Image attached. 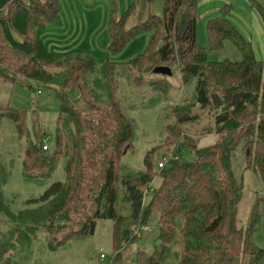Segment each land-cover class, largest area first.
<instances>
[{
    "label": "trees",
    "instance_id": "16d2710c",
    "mask_svg": "<svg viewBox=\"0 0 264 264\" xmlns=\"http://www.w3.org/2000/svg\"><path fill=\"white\" fill-rule=\"evenodd\" d=\"M162 1L159 16L146 13L139 23L126 25L137 2L117 16L116 1L108 0V44L104 61L96 64L84 53H57L44 47L38 31L56 19L57 0H0V79L11 87L51 90L57 101L55 148L43 149L42 132L35 123V139L27 137L23 148L22 177L44 182L63 160V180L52 182L42 195L27 200L35 204L32 208L17 213L2 203L6 176L0 177V210L13 223L14 233L19 231L21 244L44 228L48 250L59 248L92 234L96 220L108 219L113 244L109 264H119L136 230L150 226L156 214L152 250L138 249L134 264L259 263L263 249L253 241L260 216L258 200L245 226H240L243 186L233 160L238 149L242 171L250 169L264 181V62L223 18L207 22L208 45L203 48L196 40L197 0ZM140 31L148 32L144 49L129 60L113 59ZM225 39L238 49L241 60H208L206 51H219ZM157 66L168 67L170 76L174 67L182 81H194L192 105L219 111L212 117L213 130L208 127L202 133L216 135L212 144L198 147L197 137L182 133L163 158V167L153 174L150 154L144 156L143 170L122 162L134 148L129 115L134 107L125 106L126 99L117 89L121 78L152 72ZM56 80L59 85L52 88ZM3 118L12 121L19 134L23 132L24 111L5 103L0 105V122ZM196 119L186 112L175 118V124ZM185 152L192 154L191 160L183 159ZM154 177L159 185L145 203ZM118 203L126 205L124 215ZM10 244L14 245L11 240L0 242Z\"/></svg>",
    "mask_w": 264,
    "mask_h": 264
},
{
    "label": "rangeland",
    "instance_id": "374dc122",
    "mask_svg": "<svg viewBox=\"0 0 264 264\" xmlns=\"http://www.w3.org/2000/svg\"><path fill=\"white\" fill-rule=\"evenodd\" d=\"M138 5L140 6L139 3H136V11L125 22L126 25L141 21ZM162 9V0H151L146 5V12L152 15L159 16ZM92 20L97 21L87 28L84 42L75 53L87 54L96 64H101L105 57L104 49L108 44L105 20L102 17L101 22L100 18L94 15ZM205 32V24L198 20L196 40L200 46L206 49L208 44L205 42L207 38ZM82 35H84L83 29ZM147 36V31H140L113 59L124 61L133 58L143 50ZM222 46L219 51L207 50V59L210 61L241 60L238 49L228 39L222 43ZM10 55L15 57L14 54ZM18 60L21 61L19 58ZM176 70L172 67V76L157 75L153 72H138L135 73L134 77H123L119 81L117 91L119 95L122 91L120 96L125 97V106L134 107V110H130L129 114L134 123V148L130 154L122 159V162L133 170H143L144 156L150 154L153 159L154 174L156 168H160L158 163L169 155L177 140H181L182 133L184 136L191 135L194 138H199L204 130L211 127L212 117L219 111V109H200L197 104L192 105L194 81H182ZM40 91L41 93L37 92L39 94L37 95L36 90L17 86L11 87L0 79V105L7 103L10 107L25 113L24 121L20 123V128L23 131L21 134L16 131L17 126L12 121L3 118L0 122V177L6 176V181L1 188V198L4 206L11 213H17L24 208H32L35 204H28L27 200L42 195L52 182L63 180V160L61 158L51 176L44 182L26 181L22 177L23 148L27 137L32 141L35 139V123L42 132L43 144L48 147V151L51 152L55 148L57 111L53 107L57 102L51 90ZM49 97L51 100H48L43 106V98ZM139 106L141 107L139 108ZM186 112L190 115H196L197 119L190 123L176 125L175 118ZM211 142L212 138L207 137L204 141H198V147ZM182 157L188 161L192 159V154L185 152ZM243 167L242 156L237 149L233 160V170L238 179L242 180L243 186L242 196L238 204V223L242 227L245 226L250 211L255 201L258 200L257 206L260 216L257 230L253 234V240L257 245H261L260 247L264 252V181L250 169L242 171ZM159 181L158 177L153 178L149 185L150 190L144 197L145 203L149 201L151 190L159 185ZM118 207L120 213L124 215L126 205L118 203ZM4 213V210H0V242L11 240L14 245H0V253L5 250V253L0 255V264H109L111 261L113 256L112 222L108 219L96 220L92 234L72 239L59 248L48 250L46 245L49 236L44 228L35 231L30 236V242L23 245L17 239L20 235L19 231L14 233L13 223H10ZM156 218V214H153L150 218V226L136 230V237L133 243L126 245L122 251L119 264H134L138 249L145 252L152 250L155 243L156 229L154 224ZM100 254L104 256L103 259L99 257ZM261 259L264 260V255ZM262 260L261 262L264 264Z\"/></svg>",
    "mask_w": 264,
    "mask_h": 264
},
{
    "label": "crops",
    "instance_id": "0c3cea01",
    "mask_svg": "<svg viewBox=\"0 0 264 264\" xmlns=\"http://www.w3.org/2000/svg\"><path fill=\"white\" fill-rule=\"evenodd\" d=\"M115 1L117 16L126 10L132 2H137L140 4V6L138 5L140 10L139 17L141 20L146 17L147 0ZM57 2L59 4V13L56 19L38 31L44 47L49 51L72 54L79 50L84 42L87 28L97 21L92 20L93 15L99 17L101 22L102 17L104 18L105 30L107 32L106 24L110 12L108 0H57ZM100 3L102 4L100 5ZM253 6L258 7L259 10ZM196 13L198 20L205 24V28L207 22L212 18L226 19L241 37L250 44L255 58L264 62V0H197ZM82 29L84 35H82ZM205 42L208 44L207 38ZM58 85L59 80H56L52 83L51 87L57 88ZM39 94L37 93V95ZM73 95L76 96V92ZM48 100H51V98H43L42 105L44 106ZM53 108L57 110V103H55ZM207 137H211L212 142L201 145L202 147L210 145L216 140V135L211 131L201 134L198 141H204ZM255 245L262 249L261 245H257L256 243ZM261 260L259 264H263ZM262 261L264 262V260Z\"/></svg>",
    "mask_w": 264,
    "mask_h": 264
},
{
    "label": "water",
    "instance_id": "95a60500",
    "mask_svg": "<svg viewBox=\"0 0 264 264\" xmlns=\"http://www.w3.org/2000/svg\"><path fill=\"white\" fill-rule=\"evenodd\" d=\"M153 74H157V75H162V76H170L171 75V71L168 67L165 66H157L155 68H153L152 70Z\"/></svg>",
    "mask_w": 264,
    "mask_h": 264
},
{
    "label": "built area",
    "instance_id": "2783aa9c",
    "mask_svg": "<svg viewBox=\"0 0 264 264\" xmlns=\"http://www.w3.org/2000/svg\"><path fill=\"white\" fill-rule=\"evenodd\" d=\"M38 93H39V91H38ZM45 148H46V146L44 145V146H43V149H45ZM163 165H164L163 160H162V162H159V163H158V167H160V168L163 167ZM99 257H100L101 259L104 258V256H103L102 254H100Z\"/></svg>",
    "mask_w": 264,
    "mask_h": 264
}]
</instances>
